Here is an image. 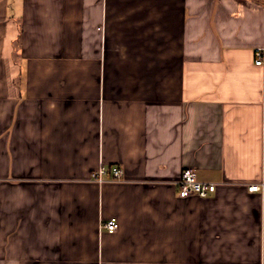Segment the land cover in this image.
Masks as SVG:
<instances>
[{
	"label": "crops",
	"instance_id": "obj_1",
	"mask_svg": "<svg viewBox=\"0 0 264 264\" xmlns=\"http://www.w3.org/2000/svg\"><path fill=\"white\" fill-rule=\"evenodd\" d=\"M258 48L264 0H0V264H264Z\"/></svg>",
	"mask_w": 264,
	"mask_h": 264
},
{
	"label": "built area",
	"instance_id": "obj_2",
	"mask_svg": "<svg viewBox=\"0 0 264 264\" xmlns=\"http://www.w3.org/2000/svg\"><path fill=\"white\" fill-rule=\"evenodd\" d=\"M255 64L264 69V49L258 48L255 52ZM113 180H121L124 178V169L120 166H113L110 169ZM109 172V168L105 165H101L96 171L93 172L92 178L98 182L106 180V174ZM177 186L179 195L181 197L199 196L206 197L216 191L217 184L215 182L206 181L198 178L196 172L192 168H185L182 171L180 178L177 180ZM263 188V184H251L248 186L250 191L260 190ZM118 221L116 218H111L103 224V226L109 231L114 232L118 228Z\"/></svg>",
	"mask_w": 264,
	"mask_h": 264
}]
</instances>
